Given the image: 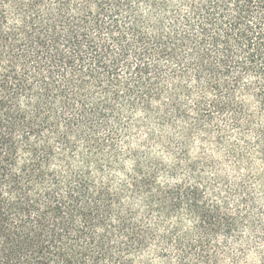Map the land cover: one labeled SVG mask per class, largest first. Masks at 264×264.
I'll use <instances>...</instances> for the list:
<instances>
[{"label": "trees", "instance_id": "1", "mask_svg": "<svg viewBox=\"0 0 264 264\" xmlns=\"http://www.w3.org/2000/svg\"><path fill=\"white\" fill-rule=\"evenodd\" d=\"M0 264H264V0H0Z\"/></svg>", "mask_w": 264, "mask_h": 264}]
</instances>
